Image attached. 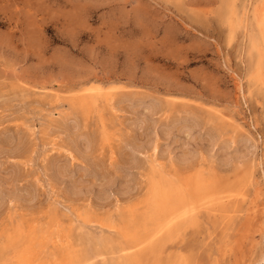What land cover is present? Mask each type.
Segmentation results:
<instances>
[{
  "label": "rangeland",
  "instance_id": "374dc122",
  "mask_svg": "<svg viewBox=\"0 0 264 264\" xmlns=\"http://www.w3.org/2000/svg\"><path fill=\"white\" fill-rule=\"evenodd\" d=\"M257 3L0 0V264H16L14 230L46 223L50 209L74 222L68 245L90 254L83 264H264ZM152 172L176 183L203 174L222 195L195 202L155 253L122 252L120 217L146 212Z\"/></svg>",
  "mask_w": 264,
  "mask_h": 264
},
{
  "label": "bare ground",
  "instance_id": "6f19581e",
  "mask_svg": "<svg viewBox=\"0 0 264 264\" xmlns=\"http://www.w3.org/2000/svg\"><path fill=\"white\" fill-rule=\"evenodd\" d=\"M258 5H255L254 9V17H253V24L255 27V34L250 37L251 40V48L255 50L257 55L255 56L256 61L254 67V75L256 80L264 81V77L262 76V68H263V59H262V52L264 51V0H259ZM234 7V6H233ZM232 9V8H231ZM244 10V9H243ZM228 11V10H227ZM233 11V10H231ZM235 11V10H234ZM245 11V10H244ZM248 11V10H247ZM236 12V11H235ZM243 12V11H242ZM246 13V12H245ZM243 15V13H241ZM240 16V18L242 17ZM237 16V15H236ZM247 16V15H245ZM232 20V19H231ZM234 20V19H233ZM246 20V19H245ZM235 21V20H234ZM236 22V21H235ZM234 22V23H235ZM238 22V21H237ZM241 22V21H240ZM239 22V24H240ZM229 24V23H228ZM236 24V23H235ZM244 29V28H243ZM245 33V32H244ZM255 53V54H256ZM253 63V64H254ZM264 72V71H263ZM261 83V82H260ZM263 83V82H262ZM88 85V84H86ZM85 88V85H83ZM255 86V85H254ZM91 87V86H90ZM97 87V86H96ZM263 88V87H262ZM261 88V89H262ZM92 91V90H91ZM95 98H90V100L82 99L79 101V106L83 108L85 111L86 108H89L90 104H95ZM62 104V103H61ZM78 106V107H79ZM156 107V106H155ZM80 108V109H81ZM188 109V108H187ZM89 110V109H88ZM87 110V111H88ZM82 111V109H81ZM83 111V112H84ZM86 114V112H84ZM152 113V112H151ZM187 113V112H186ZM234 113V112H233ZM209 114V113H208ZM213 115V114H212ZM229 115V114H228ZM49 117V116H48ZM82 117V116H81ZM193 118V117H192ZM197 118V117H196ZM235 118V117H234ZM213 119V116H212ZM231 119V118H230ZM178 121V120H177ZM188 121V120H187ZM192 121V120H191ZM194 121V120H193ZM222 121V120H221ZM234 121V120H233ZM231 121V122H233ZM214 122V121H213ZM194 123V122H193ZM235 123V122H234ZM236 124V123H235ZM234 124V125H235ZM24 125V124H23ZM83 125V124H82ZM135 126V125H134ZM225 126V125H224ZM185 127V126H184ZM30 128V127H29ZM35 128V127H34ZM216 129V128H215ZM220 129V128H218ZM29 130V129H28ZM33 130V129H31ZM35 130V129H34ZM42 130V129H41ZM50 130V129H49ZM224 130V128H223ZM48 131V130H47ZM112 131V130H111ZM209 131V130H208ZM222 132V131H221ZM220 133V131H219ZM35 134V133H34ZM99 134V132H98ZM50 136V135H48ZM47 139V138H46ZM129 139V138H128ZM107 140V135L105 133L100 134L97 138V145L101 146ZM96 143V142H95ZM55 145V144H54ZM91 145V144H90ZM140 145V144H139ZM57 146V145H56ZM37 147H39L37 145ZM42 147V146H41ZM136 147V146H135ZM154 147V146H153ZM42 149V148H40ZM133 149V148H132ZM53 150V149H52ZM62 150V149H61ZM241 150V149H240ZM40 151V150H39ZM85 152V151H84ZM155 152V151H154ZM241 152V151H240ZM33 153V152H32ZM35 153V152H34ZM39 153V152H38ZM37 154V153H36ZM234 154V153H233ZM238 154V153H237ZM241 153H239L240 155ZM129 155V154H128ZM145 155V153H144ZM155 155V154H154ZM191 155V154H189ZM230 155V154H229ZM38 156V155H37ZM40 156V155H39ZM221 156V155H220ZM163 157V155H162ZM186 157V156H185ZM184 157V158H185ZM189 157V156H187ZM217 157V156H216ZM35 158V157H33ZM154 158V157H153ZM41 159V157H40ZM162 159V158H161ZM177 159V158H176ZM229 159V158H227ZM234 159V158H232ZM183 160V159H181ZM243 160V159H242ZM55 161V160H54ZM132 161V160H131ZM186 161V160H185ZM231 161V160H230ZM234 161V160H233ZM237 161V160H236ZM128 162V161H127ZM196 162V161H195ZM221 162V161H220ZM242 162V161H241ZM32 163V162H31ZM149 163V162H148ZM181 163V161H180ZM200 163V162H199ZM150 164V163H149ZM201 164V163H200ZM229 164V163H228ZM190 165V164H189ZM199 165V164H198ZM32 166V165H31ZM35 166V165H34ZM52 167V166H51ZM160 167V166H159ZM173 167V166H172ZM237 167V166H236ZM137 168V167H136ZM142 170V169H141ZM154 170V169H153ZM45 171V170H44ZM42 172V170H41ZM172 172V171H171ZM145 173V172H144ZM157 173V174H156ZM194 173V172H193ZM203 173V171L201 172ZM199 174V173H198ZM165 175V174H164ZM180 175V173H179ZM203 174H199L192 183H186L185 180L182 183L179 179V182L176 183L174 180H168L164 177H161V174L158 175V172H152L151 174V181H150V188L149 196L147 199L146 205L148 206L146 212L141 214L140 218L135 219L134 215H128L124 217H120L122 224L120 227H123L122 233L123 238L126 239L127 242L130 243L128 249L123 248L122 252L128 251L129 252L136 247H140L142 244H145L144 249L145 251H151L152 254L155 253L154 245L155 239L158 237L165 236H173L175 234V230L179 229V220L186 218L185 216L190 212L191 207L195 202H216L220 200V196L222 195L220 189L214 185V183H207L205 184L204 179L202 178ZM147 176V175H146ZM43 177V176H42ZM46 177V176H45ZM161 177V178H160ZM143 178V177H142ZM159 178V181H156ZM180 178V177H179ZM182 179V178H181ZM203 179V180H202ZM44 180V179H43ZM41 181V180H40ZM204 181V182H203ZM175 182V183H174ZM215 182V181H214ZM39 183V182H38ZM221 183V182H220ZM219 183V184H220ZM44 186V185H43ZM29 188V187H28ZM46 188V187H45ZM253 188V187H252ZM76 189V188H75ZM144 190V189H143ZM74 191V190H73ZM189 195L187 197V194ZM258 192V191H257ZM52 193V192H51ZM116 193V192H115ZM17 194V193H16ZM56 194V193H55ZM126 194V193H125ZM58 195V194H57ZM74 195V194H73ZM239 195V194H238ZM242 195V194H241ZM16 196V195H15ZM76 196V195H75ZM125 196V195H124ZM19 197V196H18ZM17 199V198H16ZM69 199V198H68ZM190 199V200H189ZM234 199V198H232ZM9 200V199H8ZM32 200V199H31ZM106 200V199H105ZM190 203H188L189 201ZM141 202V201H140ZM9 203V202H8ZM55 203V202H54ZM117 203V202H116ZM115 203V204H116ZM59 204V203H58ZM136 204V203H135ZM145 205V207H146ZM218 205V204H217ZM58 206V205H57ZM140 206V205H139ZM257 206V205H256ZM49 207V206H48ZM53 207V206H52ZM203 207V206H202ZM211 208V207H209ZM49 209V208H48ZM59 209V208H58ZM83 209V208H82ZM144 209V210H145ZM53 211V215L49 220L50 215L47 214L48 221L43 224L38 223L34 227H30L27 230L25 228L18 226L13 235L8 237L12 243L17 245L21 244L20 247L22 249L18 251H14V261L16 264H83V258L88 259L90 254L84 255L79 251V254L74 252L68 245L70 233H72L73 221L69 224V228L66 227L59 219L55 218L57 216V210L50 209ZM117 210V209H116ZM143 210V211H144ZM132 212V211H131ZM134 212V211H133ZM254 212V211H253ZM8 213V212H7ZM48 213V212H47ZM61 213V212H60ZM59 213V214H60ZM65 213V212H64ZM76 213V212H75ZM16 214V213H15ZM58 214V215H59ZM122 214V212H121ZM124 214V213H123ZM129 214V213H128ZM133 214V213H132ZM63 215V214H62ZM84 215V214H83ZM94 215V214H93ZM190 215V214H189ZM136 216V215H135ZM64 217V216H63ZM80 217V216H79ZM84 217V216H83ZM100 218V217H99ZM114 218V217H113ZM191 218V217H190ZM189 218V219H190ZM187 219V218H186ZM196 219V218H195ZM197 220V219H196ZM112 221V220H111ZM189 221V220H188ZM198 221V220H197ZM86 219L83 220V223L86 224ZM117 222V221H116ZM119 222V223H121ZM193 222V221H192ZM191 222V223H192ZM200 222V221H199ZM179 223V225H178ZM185 223V222H184ZM183 223V224H184ZM188 223V222H187ZM66 224V223H65ZM186 224V223H185ZM195 225V224H194ZM197 225V224H196ZM110 226V225H109ZM178 227V228H177ZM81 228V227H80ZM95 228V227H94ZM111 228V227H110ZM83 229V228H82ZM121 230V229H120ZM182 230V226H181ZM81 233V231H78ZM83 232V231H82ZM118 232V231H117ZM78 233L77 240L80 241H87L85 235L82 233ZM120 233V232H119ZM118 233V234H119ZM85 234V233H84ZM87 234V231H86ZM94 234V233H93ZM264 234V233H263ZM75 235V234H74ZM120 235V234H119ZM178 235V234H177ZM171 236V237H172ZM103 237V236H102ZM176 237V236H175ZM181 237V236H180ZM108 236L105 238L107 239ZM110 238V237H109ZM108 238V239H109ZM95 239V238H94ZM97 239V238H96ZM95 239V240H96ZM104 239V238H103ZM111 239V238H110ZM109 239V242H110ZM115 239V238H114ZM98 240V239H97ZM112 240V239H111ZM118 240V239H116ZM114 240V241H116ZM105 241V240H104ZM158 241V240H156ZM90 242V241H89ZM100 242V241H99ZM117 242V241H116ZM159 242V241H158ZM8 243V242H7ZM83 243V242H82ZM92 242H90L91 244ZM115 243V242H114ZM118 243V242H117ZM123 243V242H122ZM125 243V242H124ZM89 245V243H86ZM93 244V243H92ZM120 244V243H119ZM96 246V244H94ZM127 245V243H126ZM106 246V245H105ZM104 246V247H105ZM120 246V245H119ZM18 247V246H17ZM82 247V246H81ZM86 247V246H85ZM90 247V246H89ZM102 247V248H104ZM114 247V246H113ZM83 248V247H82ZM81 248V249H82ZM87 248V247H86ZM101 248V247H100ZM127 248V247H126ZM142 248V246H141ZM140 248V249H141ZM6 249V248H5ZM121 249V248H120ZM131 249V250H130ZM139 250V248H137ZM3 250V249H2ZM101 250V249H99ZM113 250V249H112ZM85 252V250H82ZM89 251V250H88ZM92 251V250H91ZM150 251L148 252L150 254ZM90 252V251H89ZM136 252V251H135ZM138 252V251H137ZM141 251H139L140 253ZM92 253V252H91ZM103 253V251L101 252ZM108 253V252H107ZM127 253V252H125ZM134 253V251H133ZM104 254H106L104 252ZM103 254V255H104ZM122 254V253H121ZM141 254V253H140ZM117 255V254H116ZM125 255V254H124ZM136 255V254H135ZM1 256V251H0ZM100 256V255H99ZM126 256V255H125ZM133 256V254H132ZM148 257V254L146 255ZM177 256V255H176ZM91 257V256H90ZM111 257V256H110ZM117 257V256H116ZM124 257V256H123ZM141 257V256H140ZM143 257V256H142ZM96 258V257H95ZM121 258V257H120ZM137 258V256H136ZM13 259V258H12ZM85 259V260H86ZM145 259V258H144ZM142 259V261H144ZM84 260V262H85ZM104 260V259H103ZM115 260V259H114ZM146 260V259H145ZM148 260V259H147ZM112 261V260H111ZM118 261V260H117ZM126 261V260H125ZM140 260V262H142ZM116 262V260L114 261ZM128 262V261H127ZM148 262V261H147ZM3 263V262H2ZM1 263V264H2ZM89 263V262H88ZM106 263V262H105ZM120 263V262H119ZM14 264V262H11ZM90 264V263H89ZM93 264V263H92ZM104 264V263H103ZM110 264V262H109ZM112 264V263H111ZM147 264V263H146Z\"/></svg>",
  "mask_w": 264,
  "mask_h": 264
}]
</instances>
